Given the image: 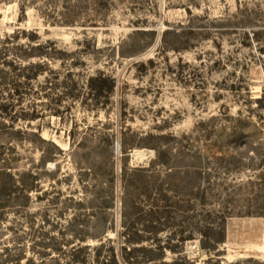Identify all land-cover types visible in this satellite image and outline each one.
I'll return each instance as SVG.
<instances>
[{
	"label": "rangeland",
	"instance_id": "374dc122",
	"mask_svg": "<svg viewBox=\"0 0 264 264\" xmlns=\"http://www.w3.org/2000/svg\"><path fill=\"white\" fill-rule=\"evenodd\" d=\"M4 247L264 264V0H0Z\"/></svg>",
	"mask_w": 264,
	"mask_h": 264
},
{
	"label": "trees",
	"instance_id": "16d2710c",
	"mask_svg": "<svg viewBox=\"0 0 264 264\" xmlns=\"http://www.w3.org/2000/svg\"><path fill=\"white\" fill-rule=\"evenodd\" d=\"M103 75L99 74V79H101ZM103 80V79H102ZM111 82V88L114 85V82L112 80H110ZM3 252V254L0 255V264H8L9 262H15V264H19L18 261L16 262V259H14V255H9L8 253L11 251V249L9 247H4L1 250ZM2 255L5 256L4 259L2 260Z\"/></svg>",
	"mask_w": 264,
	"mask_h": 264
}]
</instances>
